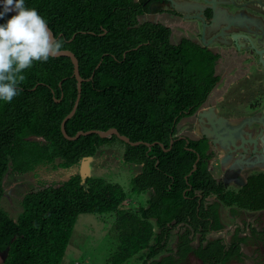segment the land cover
I'll use <instances>...</instances> for the list:
<instances>
[{"label": "trees", "instance_id": "trees-1", "mask_svg": "<svg viewBox=\"0 0 264 264\" xmlns=\"http://www.w3.org/2000/svg\"><path fill=\"white\" fill-rule=\"evenodd\" d=\"M154 1L25 0L63 48L76 53L86 78L76 112L66 121L68 133L116 126L132 140L163 144L133 145L117 134L95 132L66 137L62 121L78 95L74 63L68 55L34 62L24 72L20 94L10 103L0 101L2 264H69L66 251L82 213L117 214L119 241L108 264L132 258H143V264H183L190 254L201 264H228L247 256L242 246L251 236H241V227L230 242L209 234L225 226L223 204L233 213L264 210V171L252 174L239 190H227L209 168L208 139L179 133L180 120L195 112L215 87L218 55L190 38L173 42L171 28L161 21H143ZM116 141L124 145V160L141 166L131 187L149 192L146 205L124 207L128 193L121 183L93 175L83 180L78 172L28 191L18 217L3 207L10 171L25 173L40 164L71 167ZM212 195L217 198L211 201ZM178 227L177 244L171 247L170 236ZM252 234L264 236V230L253 227Z\"/></svg>", "mask_w": 264, "mask_h": 264}, {"label": "flooded vegetation", "instance_id": "flooded-vegetation-1", "mask_svg": "<svg viewBox=\"0 0 264 264\" xmlns=\"http://www.w3.org/2000/svg\"><path fill=\"white\" fill-rule=\"evenodd\" d=\"M197 1L204 5L203 20L194 17L187 18L186 15L181 14L174 8L172 0L154 1L151 4L150 11L141 16L143 17V21L151 19H154V21H158V19H166L175 23L181 28L184 34L181 36H176V40L173 42H180L183 38H190L212 49L218 55L215 69V74L218 76V80L215 87L212 89L208 98L195 112L185 116L188 118L187 123L189 124L190 128L184 132H179L181 135H185L183 137H188L189 139L207 138L197 130V121L199 115L198 112L203 107L205 108L209 107V105H214L217 107V111L220 114L231 118H238L244 115L254 114L256 112H264V99H256L254 102L252 101L250 103L252 108L251 112H240V110L234 106L237 111L235 112L232 110L226 114L220 107V103L225 99L232 101L233 98L229 97V95L230 92H232V86H234V84L238 83L244 78H253L257 73H261L264 76V0ZM214 2H216V5L219 8H226L229 12L244 11V13L247 12L252 16L254 15L260 19L259 24L256 27L252 26L251 24L250 30H245L238 25L228 28L227 24L225 23L213 25L212 27L210 25L213 18V10L210 8V6ZM254 7L260 11H257ZM176 25H172L173 29L171 28V37H173L175 29L174 27H176ZM248 27L249 25H247V28ZM241 92L245 91L241 89ZM251 128H255L257 132L260 128V124L255 123ZM254 135H256V133ZM246 137L248 138L249 136L247 135ZM240 144L241 143L238 145ZM211 145L212 142L210 139H208L207 153L210 154L209 168L212 171L214 177L217 178L227 190H239L248 182V178L252 174L259 171H264V167L248 166L250 158L259 152L256 153L252 150L245 151L243 148H239L235 151H224L220 148L214 150ZM79 165L81 169V161ZM216 198V195L209 197L211 201ZM224 207L229 209L230 216L236 218V220L239 219L240 223L243 225L242 226L239 223H234L233 225L231 224V230L233 232L229 237L224 235L226 241L230 242L234 232L238 227H241L243 229V231L240 232L241 236H251L248 242L243 243V246L248 245L253 249L255 248L256 250H258V248L261 246L263 247L264 236L258 234L253 235L252 228L256 227L258 230L262 231L264 230V225L262 224L257 226L255 221H252L250 218H246L244 215L246 212L245 210L233 213L231 208L224 204L221 205L220 208L222 220ZM226 227L227 225L225 223L223 229H220L219 231H226ZM210 238L213 237L210 236ZM260 259H262L261 256L256 257L257 264L261 263Z\"/></svg>", "mask_w": 264, "mask_h": 264}, {"label": "rangeland", "instance_id": "rangeland-1", "mask_svg": "<svg viewBox=\"0 0 264 264\" xmlns=\"http://www.w3.org/2000/svg\"><path fill=\"white\" fill-rule=\"evenodd\" d=\"M143 20V17H141ZM241 89L245 92H241ZM264 76L257 73L253 78H244L232 86L229 97L232 101L225 99L220 103L222 111L228 114L230 111L251 112V102L256 99H264ZM223 93V92H222ZM218 94V93H217ZM188 118H183L179 122V132H184L190 126ZM124 145L119 141L105 145L99 152L89 159L91 175L103 176L109 181L121 183L127 191V199L124 207L146 205L149 192L136 193L132 191V177L141 170L139 164L126 162L123 158ZM80 172V165L71 167H56L55 164H40L34 170L25 173L10 171L4 180L5 193L2 198V205L13 217H18L23 209V197L31 190H37L48 181H59L68 179L75 173ZM219 173V172H218ZM245 217L255 221L257 226L264 225V211L245 212ZM223 220L226 223V231L211 232L209 236H226L232 234V225L240 223V220L230 216L229 209L224 207ZM117 214L100 215L97 213H82L78 217L74 232L68 244L65 261L69 264H108V258L116 249L118 243L119 230H116ZM261 223V224H260ZM232 224V225H231ZM242 225V224H241ZM243 226V225H242ZM179 227L172 231L169 239V246L175 247L177 244V231ZM246 257L243 260H232L228 264H257L256 257L261 256V263L264 264V246L258 250L248 245L243 246ZM260 253V254H259ZM258 254V255H257ZM4 261V254L0 253V264ZM258 261V262H260ZM263 262V263H262ZM143 258H132L124 264H143ZM201 260L190 254L183 264H200ZM146 264H154L148 262Z\"/></svg>", "mask_w": 264, "mask_h": 264}, {"label": "water", "instance_id": "water-1", "mask_svg": "<svg viewBox=\"0 0 264 264\" xmlns=\"http://www.w3.org/2000/svg\"><path fill=\"white\" fill-rule=\"evenodd\" d=\"M209 1V0H208ZM216 1V0H214ZM174 8L183 15H186L187 18L194 17L199 18L201 20L204 19L203 11L204 5L199 3L197 0H172ZM2 4V0H0ZM210 8L213 10V18L211 20V25H219L220 23L227 24L228 28L231 26H240L245 30H250V25L256 27L259 24V18L256 16H252L251 14L244 11L240 12H229L226 8H219L214 2ZM255 8V7H254ZM257 11L259 9L255 8ZM14 14L15 11H13ZM160 17V16H159ZM154 21V19H151ZM158 21L163 22L170 28H172V24L168 23L166 19H158ZM247 25L249 27L247 28ZM206 26V24H205ZM47 27L52 33V35L57 38L53 29L47 23ZM247 28V29H246ZM60 55H68L71 57L74 63V72L73 74L77 78V86H78V95L75 101V104L70 111V113L63 119L62 121V131L64 135L68 138L75 139L78 138L82 134H89V133H98L102 137H112L114 134H117L121 139L129 142L133 145L146 143L148 146H152L155 143H161L159 141L149 142L144 140H132L128 135L122 133L116 126L110 127L108 129H89V130H79L76 134L71 135L68 133L66 129V121L74 115L76 109L78 107L82 88H83V81L86 79L82 76L80 72V63L79 58L76 53L71 50L70 48H62ZM99 66V65H98ZM94 78V74H92L87 79ZM59 100V99H57ZM198 121H197V130L212 142V148L217 150L220 148L224 151H235L239 148H243L245 151L252 150L258 154H255L250 158L248 162V166H259L264 167V112H256L250 115H244L238 118H231L220 114L217 111V107L214 105H209V107H203L199 110ZM260 124L259 130L256 132L255 128H251L253 124ZM256 133V135H254ZM249 136L248 138L246 136ZM185 136V135H181ZM174 142V138L172 139V144ZM241 143L240 145H238ZM169 149V148H166ZM91 156L87 155L81 159V169L80 173L82 175L83 180H85L88 176L91 175V166L89 164V159ZM200 159V155L190 174L197 168V162Z\"/></svg>", "mask_w": 264, "mask_h": 264}, {"label": "clouds", "instance_id": "clouds-1", "mask_svg": "<svg viewBox=\"0 0 264 264\" xmlns=\"http://www.w3.org/2000/svg\"><path fill=\"white\" fill-rule=\"evenodd\" d=\"M0 9V19L16 13L0 24V101L10 103L20 94L25 70L57 56L63 41L52 35L35 8L26 7L25 0H2Z\"/></svg>", "mask_w": 264, "mask_h": 264}, {"label": "crops", "instance_id": "crops-1", "mask_svg": "<svg viewBox=\"0 0 264 264\" xmlns=\"http://www.w3.org/2000/svg\"><path fill=\"white\" fill-rule=\"evenodd\" d=\"M167 22L170 23V24H172V25H176L175 23L170 22L169 20H167ZM174 28L175 29H174L173 37H171V40L172 41L176 40L175 39L176 36H181V35L184 34V32H182V30H181V28L179 26L176 25V27H174ZM242 210H245L246 212H256V211H250V210H246V209H242ZM242 249H243V246H242Z\"/></svg>", "mask_w": 264, "mask_h": 264}]
</instances>
